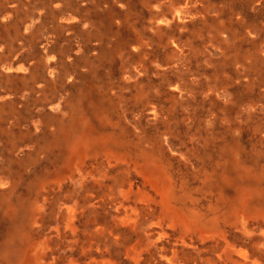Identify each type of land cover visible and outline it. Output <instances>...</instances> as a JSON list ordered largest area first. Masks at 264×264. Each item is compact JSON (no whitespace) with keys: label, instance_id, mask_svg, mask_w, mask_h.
Instances as JSON below:
<instances>
[{"label":"rangeland","instance_id":"obj_1","mask_svg":"<svg viewBox=\"0 0 264 264\" xmlns=\"http://www.w3.org/2000/svg\"><path fill=\"white\" fill-rule=\"evenodd\" d=\"M8 13L10 20L2 21ZM61 14L76 21L63 27ZM51 56L58 66L53 78L42 67ZM18 59L36 68L27 83L1 70ZM65 72L62 83L57 79ZM57 92L78 98L84 109L102 110L103 122L94 112L88 118L99 120L95 134L112 150L93 152L90 167L110 166L106 157L116 150L138 160V173L132 171L138 185L146 181L162 194L173 188L205 206L217 170L233 155L264 174V0L0 1V166L25 176L63 168V148L36 153L41 141L53 138L56 124L46 117ZM32 120L41 121L38 132L29 133ZM77 177L70 185L79 187ZM61 184H49L51 196ZM43 198L48 194L33 203L42 214L29 223V234H63L60 212L56 225ZM9 229L0 218V238ZM31 251L27 264H35ZM50 259L48 251L41 261Z\"/></svg>","mask_w":264,"mask_h":264},{"label":"bare ground","instance_id":"obj_2","mask_svg":"<svg viewBox=\"0 0 264 264\" xmlns=\"http://www.w3.org/2000/svg\"><path fill=\"white\" fill-rule=\"evenodd\" d=\"M10 18L8 13L1 20L8 22ZM59 20L66 27L76 18L61 14ZM41 48L46 52L48 41H43ZM51 57L42 67L43 72L53 73V78L58 66ZM35 69L23 59L6 62L1 68L7 75L21 76L25 83L34 78ZM68 75L65 72L57 80L64 83ZM14 92L7 91L8 95ZM7 98L10 96L3 100ZM84 107L78 98L58 92L50 101L51 112L45 117L49 124H56L53 138L41 141L36 153L65 150L63 168L55 175L39 170L25 176L15 167L0 166V218L10 226L0 238V264H27L31 250L36 254L32 257L35 264H264L263 173L233 155L217 170L218 180L205 206L197 205L193 197L187 201L185 194L173 188L162 194L144 180L138 185L132 177V171L138 173V160L131 161L116 150L106 157L110 166L103 164L98 170L87 164L93 152L101 149L107 154L112 147L106 138L95 134V124L103 122L102 110ZM90 112L100 122L88 118ZM32 128L38 132L41 121L32 120L29 133ZM16 138L9 133V143L20 153ZM141 154L146 158L152 155L144 150ZM31 165L23 164L25 170ZM77 175L79 187L70 185L76 183ZM69 177L72 182L68 183ZM50 183H62L53 191L54 196ZM43 193L48 194V199L43 198L49 205L48 218L56 225L60 212L63 234L58 233V227H54L55 237L29 234V223L37 222L42 214L41 207L33 203ZM222 203L226 207L218 213ZM48 251L51 259L43 263Z\"/></svg>","mask_w":264,"mask_h":264}]
</instances>
